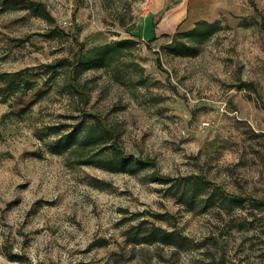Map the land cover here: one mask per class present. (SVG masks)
<instances>
[{"label":"rangeland","instance_id":"obj_1","mask_svg":"<svg viewBox=\"0 0 264 264\" xmlns=\"http://www.w3.org/2000/svg\"><path fill=\"white\" fill-rule=\"evenodd\" d=\"M41 1L54 20L0 11V71L71 57L73 35L128 37L134 26L137 49L119 70L79 73L86 107L164 174L202 172L229 191L264 195V0ZM200 20L221 28L187 51L168 47L174 37L187 42L177 33ZM52 28L65 36H48ZM58 72L31 112L0 98V264H264V207L188 210L150 168L117 170L105 151L84 162L89 147L53 152L49 128L83 119L67 68ZM163 211L174 217L153 214ZM142 218L176 224L188 244L127 241L125 229Z\"/></svg>","mask_w":264,"mask_h":264},{"label":"trees","instance_id":"obj_2","mask_svg":"<svg viewBox=\"0 0 264 264\" xmlns=\"http://www.w3.org/2000/svg\"><path fill=\"white\" fill-rule=\"evenodd\" d=\"M15 9L26 10L30 14L49 21L54 20L46 4L41 0H0V11ZM76 28L78 29L77 24H75ZM220 28L219 21H197L193 28L177 33L187 38V42L174 37L168 43V47H172V51L175 52L187 51L192 46L188 42H203ZM133 29L134 26L128 29L131 32L130 36L120 38H110L101 30L87 34L82 40L71 35L73 41L71 57H61L55 61L43 62L14 71H0V98L11 100L12 105L22 114L31 112L33 106L50 92L52 82L60 74L58 70L66 67L68 85L78 93L82 104L83 119L75 123L71 129L49 128L57 134L56 141L48 144L53 152L60 153L75 147H89V151L92 150L90 154L86 155L84 151H81L83 156L86 155L84 162H90L98 151H105L107 162L117 170L137 174L144 168H150L151 178L166 184L168 193L180 200L188 210L200 207V212H206L214 207L217 208L221 201L241 208H244L246 201H249L257 209L263 208L264 195L256 197L229 191L223 185L210 180L202 172L177 177L162 173L154 158L136 156L127 151L118 141L117 129L100 112L91 111L86 107L88 95L78 81L79 73L86 68L119 70L121 64L129 56L134 55L137 49L139 41L134 36ZM46 34L50 37L65 36L64 31L58 28H52ZM65 38L68 39V37ZM157 60L159 62L158 57ZM158 64L161 67L160 63ZM143 214L140 212L137 216ZM153 214L156 218L168 222L174 217L170 211ZM125 235L127 241L131 243H160L178 248L184 247L189 240V236L177 228L176 224L164 226L146 218L139 219L137 223H131L125 229ZM10 256L17 259L23 258L18 253Z\"/></svg>","mask_w":264,"mask_h":264}]
</instances>
